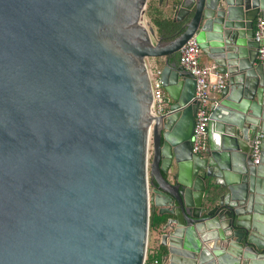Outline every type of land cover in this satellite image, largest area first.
I'll list each match as a JSON object with an SVG mask.
<instances>
[{
  "label": "water",
  "instance_id": "obj_1",
  "mask_svg": "<svg viewBox=\"0 0 264 264\" xmlns=\"http://www.w3.org/2000/svg\"><path fill=\"white\" fill-rule=\"evenodd\" d=\"M147 3L0 0V264H144L154 225L161 264H264V0H166L174 33ZM192 37L227 75L203 154Z\"/></svg>",
  "mask_w": 264,
  "mask_h": 264
},
{
  "label": "built area",
  "instance_id": "obj_2",
  "mask_svg": "<svg viewBox=\"0 0 264 264\" xmlns=\"http://www.w3.org/2000/svg\"><path fill=\"white\" fill-rule=\"evenodd\" d=\"M254 40L259 44L258 58H264V21L258 18L254 23ZM202 55L198 42L194 37L190 38L178 52V62L183 69L195 80L194 99L197 102V109L194 116V128L191 137L192 152L203 154L207 145V126L210 119V107L215 103L217 96L224 90L227 82V75L218 71L215 65L210 67L200 63ZM147 74L152 93V112L155 116L163 113L165 107V92L160 79L161 69L156 64L147 62ZM262 134L255 137L254 162H258V144ZM149 237V235H148ZM158 245L148 247V238L145 252L144 264H160L156 258ZM152 257L148 261V257Z\"/></svg>",
  "mask_w": 264,
  "mask_h": 264
},
{
  "label": "crops",
  "instance_id": "obj_3",
  "mask_svg": "<svg viewBox=\"0 0 264 264\" xmlns=\"http://www.w3.org/2000/svg\"><path fill=\"white\" fill-rule=\"evenodd\" d=\"M166 0H164L162 2V4L160 5L159 4V1L158 0H155V7L156 9H154V12H158L160 13V15L162 14V18L164 19H167L169 16L171 17L170 15V12L167 10L168 7L166 6V3H165ZM149 5H151V7L153 6V4H149V2L147 3V9L149 7ZM153 14V12H151ZM147 23H149L151 26H153L154 30H157V27L155 26V24H153L149 18V16L147 15ZM149 63L151 64H160L158 60H148ZM172 62L175 63L177 66H181L178 62V54H176V56L173 57L172 59ZM200 63L203 65V66H206V67H210L212 65H214L205 55H201L200 56ZM157 229L155 228L154 230L151 231V233H149V235H151L152 237V240L154 241V244L155 245H158L160 246V242H159V239H158V233L156 232ZM164 252H165V249L163 247H159L158 248V259L160 262H163L162 259H163V255H164Z\"/></svg>",
  "mask_w": 264,
  "mask_h": 264
},
{
  "label": "trees",
  "instance_id": "obj_4",
  "mask_svg": "<svg viewBox=\"0 0 264 264\" xmlns=\"http://www.w3.org/2000/svg\"><path fill=\"white\" fill-rule=\"evenodd\" d=\"M147 10H148L147 15L149 16L151 22L155 24V26L159 29V31L162 32L163 30H170L172 27H174L172 33L176 32L177 26L171 21V19H165V18L163 19L162 16H160V13L153 12V9L151 6H149ZM151 12H153V14ZM155 226L156 225L151 226L149 229L152 231L155 229ZM156 258L157 259L159 258L158 254L156 255ZM151 260H152V257L151 256L148 257V261H151Z\"/></svg>",
  "mask_w": 264,
  "mask_h": 264
},
{
  "label": "rangeland",
  "instance_id": "obj_5",
  "mask_svg": "<svg viewBox=\"0 0 264 264\" xmlns=\"http://www.w3.org/2000/svg\"><path fill=\"white\" fill-rule=\"evenodd\" d=\"M148 2H149V4H153V6H152V9H153V12H154V9H156V7L154 6L155 5V0H148ZM149 6H151V5H149ZM148 12V10L146 9L145 10V16H144V18H143V20H144V22H146L147 21V13ZM156 14V13H155ZM160 16H162V14L160 15ZM167 19H171L170 18V16L167 18ZM151 151V149L149 148V152ZM150 154V153H149ZM150 156V155H149ZM149 233H151V230L149 229ZM148 247L149 248H153L154 247V241L152 240V237H151V235H149V237H148Z\"/></svg>",
  "mask_w": 264,
  "mask_h": 264
},
{
  "label": "flooded vegetation",
  "instance_id": "obj_6",
  "mask_svg": "<svg viewBox=\"0 0 264 264\" xmlns=\"http://www.w3.org/2000/svg\"><path fill=\"white\" fill-rule=\"evenodd\" d=\"M163 1H164V0H163ZM163 1H162V2H163ZM161 4H162V3H161ZM161 4H160V5H161ZM149 153H150V152H149Z\"/></svg>",
  "mask_w": 264,
  "mask_h": 264
}]
</instances>
